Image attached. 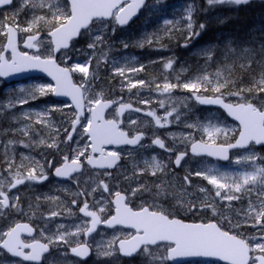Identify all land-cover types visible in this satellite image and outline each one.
Wrapping results in <instances>:
<instances>
[{"label":"rangeland","instance_id":"obj_1","mask_svg":"<svg viewBox=\"0 0 264 264\" xmlns=\"http://www.w3.org/2000/svg\"><path fill=\"white\" fill-rule=\"evenodd\" d=\"M170 1H172L171 8L167 10L166 2ZM256 1L258 0H253L254 3ZM261 1L264 2V0ZM15 2L13 8L4 11V14L5 16L21 15L24 19L23 27L36 18L35 13H48L50 4H62L61 0H28L27 3L25 0H15ZM41 4L44 5L43 9L40 8ZM165 9L167 14L163 15ZM189 10L192 12L193 19L195 3L192 0H152L149 7L144 10L138 21L131 27L119 29L114 20L104 22L106 27L103 28L95 23L91 32H85L80 40L73 43L68 51L71 59L67 61V64H65L61 53L56 57L57 62L62 66H72L77 63L88 66L87 78L79 71L72 72L76 83L85 93L86 105L89 99L106 97L138 102L145 115H128L126 127L131 131H146L149 138L160 136L167 142L171 150L179 153L187 152L188 146L195 140L211 143L207 134L203 132V127L216 126L225 129L227 135L220 134L216 137V143L223 144L230 141L238 130V127L228 122L221 112L198 107L193 101V94L206 91V87L212 90L216 87L217 82L220 84L219 82L229 76L244 75L243 77H245L246 72V76L252 75L253 77L249 80L251 92L246 86L241 88L244 89L242 93V97L245 98L244 102L256 101L258 106L264 104V98L254 100L264 96V91L257 92V84L264 81V48L257 47L256 43L252 42V48H242L241 50L244 52H239L238 49L230 47L229 40L224 41L220 49H215L213 44H204L190 53L194 58L193 60L183 57L174 58V55L179 52L177 48L170 49L167 44L166 47L161 46L162 42L167 43V40L174 39L175 35L183 37L185 41L190 40L186 39V35L190 34L187 29ZM216 10L217 8L214 7L212 12ZM55 11L56 9L53 7L52 12ZM46 17L52 19L51 15H46ZM165 20H171L172 23L165 24ZM208 22L210 20L207 18L204 23L205 26H208ZM35 28L36 25L33 26V29ZM20 34L21 40H23L25 35L30 33L21 30ZM97 35L100 36L103 43L95 42V47L89 48L88 45L94 42ZM192 38L195 39V36ZM48 39L47 37L42 39L41 55H47ZM145 41H150V43ZM180 47L185 49L187 45L184 43ZM256 53L257 55H255ZM211 54H213V70L209 72V68H207L202 71L205 65L200 63V59ZM169 62H171L170 68L166 67ZM119 68L125 69L123 76L119 75ZM133 68L137 70L132 71ZM151 74L157 75L161 80L158 81L156 77L153 84L148 86ZM31 80L11 85H6L0 80V107H2L0 108V163L4 165L3 168L0 167V185H3L2 190L7 195L9 194L10 201L9 207L0 206V242L5 237L3 236L4 232L10 231L15 224L24 220L37 228L39 240L53 248L52 254L45 259V264H83L69 257L67 251H65V258H61L63 253H58V251L62 247L68 249L84 242V222L75 220L78 218L76 210L72 208V205H69L70 200H76L77 203L81 201L79 199L82 196L80 195L81 192L88 196L89 201L87 199L86 201L90 203L93 210L97 211L98 215L102 218L110 215V211L113 210L109 203L110 196L91 193V189L96 187L101 180L107 182L115 190L123 188V191L130 184L132 186L137 183L148 184L151 190L144 192L142 196L131 197L130 194L128 195L129 202H136L137 205H134L136 209L141 206L152 205L155 202V207L170 212L172 218L200 223L215 222L223 230L238 232L251 243L257 242L261 228L259 225L253 226L251 217H248L247 222H245V210L249 206V201L257 206L264 202V174L259 171L260 168H264V163L260 159L264 157V149L250 148L237 152L226 166L187 159L177 173L174 172L173 167L174 155L158 154L146 141L137 150L122 151L121 155H123L125 163L110 176L105 175V172L86 170L82 175L75 178L79 182L77 186L67 184L65 189H61L60 185H54V189H42L40 186L49 187L47 185L49 182L41 185L35 181L25 180V183L17 185V190H9V182L17 173L21 177H26L29 171L34 170L35 174L39 175L42 166L46 174L49 160L54 159L56 165H60L61 158L64 155L69 158L74 157L76 149L85 152V155L80 157L81 161L89 155L90 144L85 135L81 138V127L77 129L72 142L66 143L67 131H69L70 123L74 119L71 106L63 102L52 101L51 93L40 96L35 90L40 86L47 88L51 85L38 79ZM137 81H144V83L142 85L137 83L135 88L131 87V84ZM155 82L161 85L160 90H157ZM165 82L178 86L170 89L169 92H163L162 85ZM184 82H198L200 91H187L182 87ZM209 82H211L210 86ZM34 93L35 98L33 99ZM22 99H26L27 102L19 103L18 101ZM144 100L149 102L147 104L142 103ZM161 101H163V107ZM229 101L235 104L241 102L235 98ZM35 103L38 106L33 109L32 106ZM148 112H154L163 126L157 125L156 120L147 115ZM169 112L172 114L168 115ZM38 113L44 115L38 116ZM45 115L48 116L47 119L37 123V120H41V117ZM165 116H167V120L164 119ZM133 120L136 121L135 124L131 123ZM81 123H86V119L82 120ZM189 125L195 127H189ZM4 138L6 140L3 141ZM25 139L30 142L25 141ZM53 141L58 144V148L48 147V144L53 143ZM8 142L13 143L10 152H6ZM27 143L30 144L26 146ZM29 149L33 150L25 151L23 154V150ZM39 149H43V151L36 156L34 151ZM253 153L256 157L254 162L245 159ZM7 154L11 155L7 157ZM154 162L162 165V168L156 171V175H152ZM9 164H11V168H9ZM197 171L201 172L202 175H195ZM189 174H191V184L186 185L184 177ZM212 174H216L220 182L232 185L220 189L222 195L228 193L240 197V199L229 201L216 197V187L203 179V175ZM221 174L226 178L221 179ZM243 174L255 175V179L244 184ZM157 180L163 182L162 187L164 188V191L159 195H157L159 189L151 183ZM234 182L242 185L239 192L235 191ZM201 188L205 190L201 191ZM57 192L61 193L59 194L61 199H55ZM96 192H103L102 187L97 188ZM32 193L35 196L43 194L42 202L44 205H40L38 196L31 200ZM14 196H18L19 199L13 200L12 197ZM102 196L106 199L101 200ZM54 200L63 201V205H47ZM205 202L215 207V214L212 212V207H204ZM100 203L107 209L105 213L98 212ZM12 204H15L16 207H12ZM189 207H191V211L187 210ZM150 210L153 209L150 208ZM237 211H240L241 215L237 216ZM53 212H56L57 215H52ZM63 218L65 221L62 220ZM238 220L241 222V226L236 228L235 224ZM78 228L80 229L79 232L77 231ZM61 234L65 236L63 241L58 239ZM131 235V232L121 229L111 232H98L88 242L93 252V257L88 264H120L122 258L118 253L114 252L112 255H104L103 253L112 250L109 248L110 241H114L117 237L125 239ZM138 255L142 258L137 262L138 264H142V261L146 264H164L165 249L156 246L152 247L150 252L140 251ZM0 264L21 263L11 260L0 249Z\"/></svg>","mask_w":264,"mask_h":264},{"label":"snow or ice","instance_id":"obj_2","mask_svg":"<svg viewBox=\"0 0 264 264\" xmlns=\"http://www.w3.org/2000/svg\"><path fill=\"white\" fill-rule=\"evenodd\" d=\"M27 3L28 0H25ZM250 0H206L207 5H246ZM12 0H0V6L11 4ZM145 4V0H132L131 3H126V0H63L62 4L49 5V12L41 14L39 16V21H43L44 24L49 25L47 28V43L49 47L47 48V55L41 54H29L28 52H20L14 44V33L17 29L23 32L30 33L27 39L24 41V47L27 49H39L43 44V40H39L38 33H33L32 29L34 25H37L39 21L33 20L27 26L21 28V26L16 25L15 27L9 23H0V35H3L7 44L3 49H0V77H4L16 72H25L31 69H38L40 71L46 72L56 81L55 87H44L40 86L35 91L39 93L40 96L46 94H54L57 97L64 96L70 97L72 104L75 106L73 111L74 119L71 121V132L68 133L67 140H73V133L76 132L77 126L82 128L80 133L81 138L86 134L90 141L92 151H99L101 153L100 160H95L91 155L86 157L87 164L96 168H112L117 164L120 156L115 151H110L105 156L103 145L105 144H126V145H136L141 139L142 135H134L129 138L128 132L123 131L119 128V122L116 119H104V110L111 107L113 101L111 100H101L98 98L89 99L87 105L81 96L80 88L71 85L69 74L71 72L79 71L84 74L85 78L88 76L89 68L88 66L81 64H74L72 66L61 67L56 62V53L60 52L63 56L65 64L71 59L68 51L70 47V41L73 38L81 34L82 29H86L91 32L89 27L93 23H98L101 28L106 27L104 23L108 18H114L120 25L127 24L128 21L136 15L137 10ZM55 7L56 11L53 13L52 8ZM40 8L43 9L44 5L41 4ZM51 15L52 20H46L45 16ZM165 24H171V20H165ZM205 24H196L192 19V12L189 10L187 29L189 30V35H186V39H191L192 36H198L202 30L205 29ZM95 42L103 43L100 36L97 35L94 38V42L88 45L89 48L95 47ZM150 43V41H145ZM142 46V45H141ZM127 47V45H125ZM10 50V58L5 56V52ZM166 67H171V62L166 64ZM137 69L133 68L132 71ZM119 75L123 76L125 74L124 68L118 69ZM137 83L143 84L144 81H137L132 83L131 87L135 88ZM211 82H209L210 86ZM178 85L173 83L165 82L162 85L163 92H169L170 89L176 88ZM182 87L189 92H199L200 84L198 82H184ZM224 84H217L212 90L216 93H220L221 88ZM157 90H160L161 85L156 84ZM257 89L259 91H264V81L261 84H257ZM207 90V87L206 89ZM249 92L252 91L251 88L248 89ZM231 92V90H230ZM244 89H239L236 92H231L233 95H242ZM35 98V93L33 94V99ZM196 99L200 103L204 104H220L223 108L228 111V114L234 117L235 120L239 121L241 126V131L239 132V139L235 143L228 144H216V137L220 134L227 135L225 129L216 126L203 127V132L207 134L209 141L211 143H205L202 140L200 142H193L191 144V150L195 154L207 153L209 156L217 157L218 159L228 160L229 150L232 148H247L250 144L264 145V104L255 106L252 103L241 102L236 105L225 104L220 97L217 98H206L202 96H197ZM19 103L27 102L26 99L18 101ZM149 101L144 100L142 103L147 104ZM11 103V102H9ZM161 106L163 107V101H161ZM131 108L130 104H121L116 110V115L121 116L126 109ZM85 109L87 112L91 113L90 118L86 119V123L82 124L81 120L84 118ZM135 111H140L139 108L134 109ZM46 114V113H45ZM172 113L169 112L168 115ZM38 116L44 114H37ZM147 115L152 116L156 120V124L161 125L160 119L156 118L154 112H148ZM167 120V116L164 117ZM177 119L179 117L177 116ZM41 120H37L40 123ZM135 124L136 121H131ZM189 127H195L194 125H189ZM67 131V129H65ZM155 145H158L161 149H165V143L156 138L153 140ZM49 148L56 147L58 144L53 141V143L48 144ZM88 147V145H85ZM76 154L74 157L69 158L67 155L63 156V167H55V176L57 177H70L72 173L79 172L81 170V160L80 157L85 155V152L80 149L75 150ZM185 153L181 152L175 158V164L179 166L181 160L184 158ZM255 153L251 156L245 157L246 160L255 161ZM264 162V157L260 158ZM70 161V162H69ZM152 175H156V171L162 168L160 163H153ZM11 168V164H9ZM211 171V170H209ZM259 171L264 174V168H260ZM105 175H111L110 173H105ZM195 175H202L201 172L197 171ZM190 176L186 175L184 180L191 184ZM48 177L44 172V168L41 166L39 175L35 174V171H29L26 177H21L18 173L9 182V190L16 188L17 185L25 183V180L42 182ZM226 177L221 174V179ZM203 179L211 185H214L217 189L215 192L216 197H220L221 200L227 199L229 201L233 199H240V197L225 193L221 194L220 189H225L231 187L226 183L220 182L217 179L216 174L203 175ZM255 175L243 174V183L248 184L250 180H254ZM159 192L157 195L164 191L162 187V181H152L151 182ZM102 187L104 193H108L114 196L113 200L109 203L115 206V215L110 218L105 216L101 217L98 215L97 211L89 210V203L87 201L83 202V206L79 208V212L83 213L85 217L92 218V227L84 229L85 233H91L96 230V225L103 222L108 227H113L114 225H123L126 227L134 228L135 234L131 238L121 239L119 237L115 238L114 241L109 242V248L111 251H105L104 255H112L115 253H120L126 256H131L133 253L139 251L150 252V246L162 247L165 249V256L163 257L164 264H179L180 258H216L218 260L224 261L225 264H264V202L259 206L255 205L252 201H249V206L245 210V222L247 218L251 217L253 220V226L259 225L261 228V234L259 239L255 243H251L248 239H245L238 232H230L223 230L218 223L212 222H201V223H185L180 219L172 218L170 212L164 211L158 207H155V202L149 206H141L138 209H134L128 206L126 197L130 194L131 197H137L138 195H143L144 192H148L151 189L148 184L137 183L135 186L131 184L125 190L124 193L115 190L114 187H110L109 184L103 180L99 181L96 187L91 189V193H94L97 188ZM242 185L240 183L234 182V188L236 192L241 190ZM3 185H0V206L4 208L9 207V196L5 191L2 190ZM201 191L205 189L201 188ZM88 193V194H91ZM80 195H85L81 192ZM13 200H18V196L12 197ZM106 199L101 197V200ZM73 204L76 200L72 201ZM16 207L15 204L11 205ZM95 207V206H94ZM205 208L212 207L206 202L204 204ZM153 209V210H150ZM187 210L191 211V207ZM200 210V209H197ZM107 209L100 203L98 207L99 213H105ZM215 207H212V212L215 214ZM254 214V215H253ZM52 215H57L53 212ZM237 216L241 215L240 211H237ZM231 224V221H229ZM241 226V222L238 220L235 224L236 228ZM63 227V225H61ZM26 231L29 235L32 233V229L28 227L27 224L20 225L17 224L10 231L3 233V236L7 239H3L0 242V246L7 249L15 256H20L25 261L29 260H39L42 251H47L46 244L38 243H25L20 239V232ZM79 232L80 229L78 228ZM59 240L63 241L65 239L64 234L59 235ZM118 241V244H117ZM141 246H144L141 248ZM31 248V254L25 253L23 249ZM87 245H78L72 248V252L80 257H85L88 255Z\"/></svg>","mask_w":264,"mask_h":264},{"label":"trees","instance_id":"obj_3","mask_svg":"<svg viewBox=\"0 0 264 264\" xmlns=\"http://www.w3.org/2000/svg\"><path fill=\"white\" fill-rule=\"evenodd\" d=\"M247 9V11L243 12V15H245L243 18V23H244V32L240 31V27L238 28L239 24L237 23L235 26V29L231 32L230 38L233 40V43L235 44L234 47L238 49L239 52H244V50H241L244 45L245 48H252V41H260L261 44L264 46V6L261 5V8L258 10H252ZM241 14V12H240ZM256 15V16H255ZM256 19V20H255ZM259 21V24H258ZM6 23H12L16 24L15 20H9L6 19ZM261 26V28L259 27ZM254 29V31H253ZM239 42H242L240 45L241 47H237ZM257 55V53L255 54ZM244 75L240 76H229L225 78L222 82H219L220 84H224V87L221 88V93H223V98L225 97H235V95L231 94V92H236L239 89L243 87H250V78L253 76H246L245 72V77ZM248 77V78H247ZM218 82L215 84L217 86ZM237 87V89H235ZM256 89V88H255ZM231 90V92H230ZM214 95H219L220 93H216L214 91L209 92ZM221 95V94H220ZM134 264H137V259L133 260ZM122 264H128L127 261H124Z\"/></svg>","mask_w":264,"mask_h":264},{"label":"water","instance_id":"obj_4","mask_svg":"<svg viewBox=\"0 0 264 264\" xmlns=\"http://www.w3.org/2000/svg\"><path fill=\"white\" fill-rule=\"evenodd\" d=\"M126 1H129L130 3L132 2V0H126ZM146 1V0H145ZM68 2L70 3V0H68ZM142 7L143 6H141L138 10H137V12H136V15H134L133 17H131V19L128 21V23L127 24H124V25H120L119 23V26H121V27H124V26H127L130 22H132L137 16H138V13H139V11L142 9ZM109 19V18H108ZM76 38V37H75ZM75 38H73V39H75ZM13 40H14V44H15V46L17 47V33L15 32L14 33V37H13ZM23 48H25L24 47V45L22 46ZM27 49V48H26ZM8 52H10V50L8 51ZM6 53V52H5ZM4 53V54H5ZM34 75H37V76H40V77H45V78H47V79H49L53 84H54V87L56 86V81L51 77V76H49L46 72H43V71H40V70H38V69H31V70H29V71H25V72H16V73H12V74H10V75H7V76H4V77H1V78H3V79H5L7 82H9V81H11V80H21V79H24V78H26V77H29V76H34ZM12 76V77H11ZM69 77H70V82H71V85H73V82H72V79H71V76H70V74H69ZM77 87V86H76ZM80 92H81V90H80ZM54 96V98H56V99H60V100H68V101H70L71 103H72V101H71V98L70 97H64V96H60V97H57V96H55V95H53ZM81 96H82V92H81ZM203 105H205V106H211V107H221V108H223L220 104H204V103H202ZM73 107H75L74 105H73ZM227 113H228V111L225 109V108H223ZM107 109H105L104 110V113H105V111H106ZM104 113H103V115H104ZM229 115V114H228ZM230 116V118H232V119H234V117H232L231 115H229ZM235 120V119H234ZM239 122V121H238ZM91 142V141H90ZM123 145H125V144H105V145H103V146H105V147H108V146H116V147H120V146H123ZM134 146V145H133ZM98 151H96V152H93L92 151V153L93 154H95V153H97ZM207 154V153H206ZM75 173V172H74ZM74 173H72V174H74ZM60 178H62V179H67V178H64V177H60ZM126 227V226H125ZM127 228H131V227H127ZM134 229V228H133ZM135 230V229H134ZM136 231V230H135ZM2 247V246H1ZM5 249V248H4ZM48 251H42L41 252V254H40V257L43 255V254H45V253H47ZM124 256H126V255H124ZM17 257H20V256H17ZM20 258H22V257H20ZM191 259H197V258H180V260H179V263H182V262H184V261H188V260H191ZM202 259H206V258H202ZM213 259H216V258H213ZM218 260V259H217ZM25 261V260H24ZM29 261H33V260H29ZM39 260H37L36 262H38ZM224 262V261H223Z\"/></svg>","mask_w":264,"mask_h":264},{"label":"flooded vegetation","instance_id":"obj_5","mask_svg":"<svg viewBox=\"0 0 264 264\" xmlns=\"http://www.w3.org/2000/svg\"><path fill=\"white\" fill-rule=\"evenodd\" d=\"M229 7L230 5H216V6H212V7H210L209 5H207L206 6V8L207 9H210V8H214V7H216V8H219V10L222 12V14H223V18L225 19V23H226V27H223L225 30H228V28H229V21H228V19H229V14H228V9H227V7ZM233 7H235L234 5H232ZM240 6H242V5H240ZM240 6H238V7H240ZM226 7V8H225ZM202 7H199V8H196V10H197V12L199 11V9H201ZM210 12V11H209ZM198 14V13H197ZM209 14H211V13H209ZM203 15V11L201 10V16ZM208 18H209V20H210V23H211V25H213V24H218V22L220 21V19H219V17H217L215 14H212V15H210V16H208ZM215 18H218V22L217 21H214L215 20ZM120 103H124L123 102V100H119V101H117V102H114V105L115 106H117L118 104H120ZM127 103H130V104H132L133 106H135L136 108H138V107H140V105L138 104V102H133V101H131V102H127ZM109 115H110V118L111 119H116L117 120V116H116V113H115V110L113 109V110H111L110 112H109ZM125 117L126 116H124L123 117V119H122V121H123V128H124V121H125ZM125 129V128H124ZM126 130V129H125ZM127 131V130H126ZM128 132V131H127ZM128 134H129V136H134V134L135 133H133V132H128ZM146 140V139H145ZM151 142V144H152V140L150 141ZM123 150V149H122ZM122 150H120V151H122ZM123 161H122V158H121V163H122ZM120 163V164H121ZM51 166H52V161H50L49 162V164H48V167H49V169L51 168ZM48 174H50V172L48 171ZM51 174H52V172H51ZM92 177H93V174L91 175ZM48 177V176H47ZM50 179H51V182L53 181V179H52V175H51V177H50ZM47 180V179H46ZM46 180H43L42 182H45ZM41 182V183H42ZM84 201H86V199L84 198V196H82V199H81V201L79 202V203H75V204H72V205H78V208L81 206V205H83V202ZM40 205H44L43 204V202L42 201H40ZM47 205H57V204H55V203H51V202H49ZM131 205H134V204H131ZM89 206H90V204H89Z\"/></svg>","mask_w":264,"mask_h":264}]
</instances>
